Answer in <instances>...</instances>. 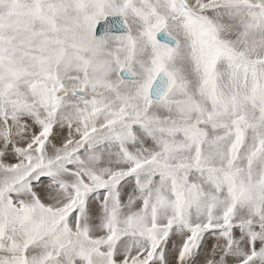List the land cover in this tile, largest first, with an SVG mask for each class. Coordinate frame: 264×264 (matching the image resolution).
Instances as JSON below:
<instances>
[{
	"label": "snow or ice",
	"instance_id": "obj_1",
	"mask_svg": "<svg viewBox=\"0 0 264 264\" xmlns=\"http://www.w3.org/2000/svg\"><path fill=\"white\" fill-rule=\"evenodd\" d=\"M0 264H264V0H0Z\"/></svg>",
	"mask_w": 264,
	"mask_h": 264
}]
</instances>
